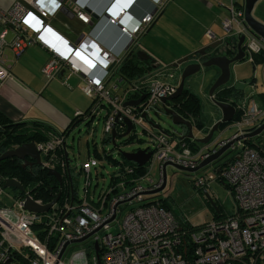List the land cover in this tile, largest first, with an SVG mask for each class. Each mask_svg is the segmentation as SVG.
<instances>
[{"label": "built area", "instance_id": "2783aa9c", "mask_svg": "<svg viewBox=\"0 0 264 264\" xmlns=\"http://www.w3.org/2000/svg\"><path fill=\"white\" fill-rule=\"evenodd\" d=\"M129 1L112 0L106 12L114 16L105 14L110 22L120 25L132 43L148 27L155 13L147 12L130 26L120 24V17L115 16L123 12ZM64 2L0 0V79L13 76L7 64L6 47L17 58L27 45L39 41L50 52L42 67L47 78L57 74L61 66L80 72L84 79L83 92L102 102L94 104L90 112L78 110L77 115L89 118L90 122L96 115L101 117L105 133H110L115 125L123 131L124 118L128 117L132 123L130 132L153 136L148 146L152 153L144 165L137 164L142 167L141 171L135 162L121 163L119 170L112 174V182L94 198L90 190L91 168L100 159L92 156L78 166L77 171L83 176L79 193L64 154L66 134L55 131L46 139L36 140L41 168H56L63 176L54 196L58 192L60 195L42 212L24 208L26 195L40 203L50 201L34 196L30 188L21 191L13 187L19 191V197L12 206L0 200V264H16L19 259L26 260L27 264H264V154L260 147L247 145L249 137L236 138L229 147L230 152L235 150L234 154L229 152L209 161L197 169L202 173L193 180L194 186L202 189L211 179L228 184L235 205L230 215L194 224L162 204L163 196L155 191L163 182L165 163L186 168L196 166L223 143L260 124L264 120V107L243 108L242 103L238 104L244 111L233 119L237 129L232 136L222 141L213 137L203 145L191 146L171 130L155 131L146 127L147 119L151 118L149 110L155 111L161 98L175 91L177 83L151 78L145 86L130 83L122 93L107 86L110 72L107 66L119 64L123 57L103 47L89 34L83 35L80 42H71L50 25L47 18ZM156 3L159 8L164 1L156 0ZM72 11L82 22H91L90 13L82 4L72 2ZM228 12L222 20L223 34L219 38L244 33L245 56L252 60L254 53L264 54V37L243 22L242 2L230 0ZM205 32L212 39L217 36L210 28ZM143 92L146 95L137 105L123 104ZM102 106L105 112L100 114ZM221 158L226 160L223 164H220ZM156 161L159 176L153 174ZM4 179L0 180V187ZM119 188L123 189L119 191ZM78 242L84 243V247L65 261L63 254L69 244Z\"/></svg>", "mask_w": 264, "mask_h": 264}, {"label": "crops", "instance_id": "0c3cea01", "mask_svg": "<svg viewBox=\"0 0 264 264\" xmlns=\"http://www.w3.org/2000/svg\"><path fill=\"white\" fill-rule=\"evenodd\" d=\"M74 1L85 6L86 10L90 13L91 22H82L74 15L72 11V2ZM163 1L162 6L158 8L156 0H131L126 2L124 11L120 12L119 15L120 17L126 11V15L122 17V23L130 26L147 12L155 13L146 31L140 36V44L144 42L142 43L143 46H141L149 52L153 50L152 40L155 38L158 41H155V43L167 46L166 50L171 52L163 58L175 61L188 52L197 49L202 41L206 42L207 39L209 41L212 40L210 37H206V40L194 38V36L201 37V35L195 34L193 29H191L194 24L190 22L189 14L199 16L203 23H205L206 27L201 30V34L207 28H211L216 33L217 36L214 40L219 39L223 34L219 20L221 16L226 14L230 0ZM238 2L242 1L239 0ZM110 3H112V0H65L62 7L47 18V22L71 42H80L83 35L89 34L103 47L117 56L123 57L129 45V38L121 30L120 25L108 20L105 13ZM173 28L175 29V34H178L180 38H173L175 42L172 43L168 40V37L162 36L160 29L172 35ZM183 28L192 32L193 38L190 43L183 41V38H187L181 33ZM147 35H150V37H147ZM146 38L149 39L145 41ZM172 45L175 48H172ZM5 52L7 54V64H9V69L13 76L0 79V113L7 118L8 122L18 123L27 121L30 123L32 120L42 121L51 126L48 131L52 134L55 132L53 127L57 130L65 128L76 116L78 110L87 111L89 109L91 97L86 95L82 90L84 79L80 72H75L61 66L58 73L53 75V77L47 78L45 76L42 67L49 59L50 52L39 41H34L27 45L17 58L13 57V52L9 47L5 48ZM154 52L155 54H159L156 51ZM111 72L110 76H108L109 78H106V83L109 87L115 88L120 93L123 90L118 88L122 86L118 84L120 77L118 75H113L112 77ZM145 74L146 71L134 78L137 80V84L140 79V81L143 80L145 82L143 85L148 83L152 75L145 76ZM188 89L193 91L190 88ZM82 119L86 120V118H80L76 120L74 125ZM233 121L223 126L221 131L231 123L235 126V132L237 126ZM200 122L201 124L197 127L201 134H195L196 136L206 133L210 127V125L205 126L201 119ZM215 137L221 138L220 136Z\"/></svg>", "mask_w": 264, "mask_h": 264}, {"label": "rangeland", "instance_id": "374dc122", "mask_svg": "<svg viewBox=\"0 0 264 264\" xmlns=\"http://www.w3.org/2000/svg\"><path fill=\"white\" fill-rule=\"evenodd\" d=\"M252 13L264 21V0H257L255 2ZM228 14L229 12L227 8L226 14L221 16L219 20L222 29V20ZM189 19L190 22H193L194 24V26L191 28L193 29V32L197 35H201V37L194 36V38H203L206 40L208 38L206 32L201 34V30L205 29L206 27L205 23H203V21L197 15L195 16L189 14ZM160 33L162 36L168 37V40H170L172 43L175 42L173 38H180L178 34H175L176 32L174 28L172 29V35H169V33L162 29H160ZM181 33L183 36L187 37L183 38V41L190 43L191 39L193 38L192 32L187 31L186 28H183ZM9 34H11V31ZM147 37H150V35H147ZM147 39L149 38H146L145 41ZM138 40L139 46H143L142 43L144 42L140 44L141 38ZM155 41L157 40L153 38V50H150V53L157 59L158 64L155 67H151L152 74L147 76L152 75V80L153 78H159L178 83L181 72L180 67L173 65L174 60L169 61L163 58L168 56L171 52L166 50L167 46L160 43H155ZM208 41V39L206 42L202 41L199 47ZM172 48L175 47L172 45ZM154 51L158 52L159 54H155ZM263 65L264 62L262 61H258L253 64L251 59L247 57L236 60L230 64V78L226 83L230 84L234 82L244 89L246 97L250 95L249 103L247 105L248 108L264 106L263 100H261L259 97V92L264 91ZM219 72V68L215 65L202 66L200 70L185 79V86L192 89L198 95L199 118L203 121L205 126H212V124L222 116L221 108L214 102L212 96L209 94L210 86L217 78ZM170 73H172L173 76H169ZM252 76L254 77L253 80H251ZM118 88L123 89L122 86H119ZM237 99L239 104L243 102L241 98ZM104 109V106L100 108V114L105 112ZM148 114L150 117H153L155 122H158L163 128L171 130L174 127L178 133H183L187 130L186 126L183 124L175 123L172 125L170 123V116L164 111L159 110L158 114H156L154 113V109H150ZM146 127L158 131V129L152 127L149 124H147ZM140 128L141 127L138 126L139 132ZM234 130L235 126L230 123L224 129H222V131H214L213 136H220L221 138L228 137L232 132H234ZM193 132L196 135L201 134L196 125L193 126ZM108 135H110V133H105L104 131L103 119L97 115L93 117L90 123H87V120L85 119L78 121V123H76L66 134V144L68 146L67 148L69 157L71 158V174L79 193L82 191L83 176L81 173H78L77 169L84 160L92 156L100 159V163L96 167L93 166L91 168L92 185L90 190L94 198L97 196L99 190H105L106 187L112 182V174L119 170L122 161L125 163L129 162L122 158L118 148L113 146L110 140L104 141ZM128 137L129 136L116 137V142L119 144V147L122 150H133L137 147H146L151 145L153 140L152 135L139 133L137 137H134L135 139H132V141L124 142ZM200 145L203 144L201 143ZM109 149L111 151L110 155L112 158L109 156V154H104L105 152H109ZM234 153L235 150L231 151L230 155ZM113 158L117 159L118 162L113 161ZM201 173V170L186 172L172 164H167L166 184L163 189L158 191L159 196H163L167 199L170 208L175 214L179 216H185L188 220H190L191 223L194 224L209 220L213 217V207L206 197L203 189L198 190L193 184L194 177ZM153 174L159 176L158 161H156L154 164ZM205 188L217 206L221 208L222 212H232L234 210L235 205L232 194L229 191V187L223 181L219 179H211ZM122 189L123 188H119V191ZM18 197L19 191L11 186L4 187V189L0 192V200L7 206H12L15 202V199ZM124 213L125 211H123L122 215L119 216L120 220L123 218ZM83 247L84 243L81 242L69 244L68 248L63 254L64 260L68 261L72 253H76Z\"/></svg>", "mask_w": 264, "mask_h": 264}, {"label": "water", "instance_id": "95a60500", "mask_svg": "<svg viewBox=\"0 0 264 264\" xmlns=\"http://www.w3.org/2000/svg\"><path fill=\"white\" fill-rule=\"evenodd\" d=\"M256 1L257 0H242V4L244 5L243 22L246 25H248V27L251 28V30L254 31L256 34L264 37V22L252 13V9L254 8V4ZM125 12L123 14L124 16L126 15ZM233 36H236L235 43L230 44L231 42L230 40H232V38L229 39L228 37L227 38L221 37L217 40L212 39L207 43L202 44L201 47L190 51L186 55L178 58L173 62L174 66L180 67L181 69L179 81L173 93L161 98L160 106L157 107L154 113L158 114L159 110L164 111L170 116L171 118L170 123L172 125L175 123L185 125L187 130L186 132L183 133L181 132L178 133L174 127L171 129V131L176 132L180 138L189 137L190 139L194 140L197 143H208L214 137L213 136L214 131L217 130L219 131L220 129L219 126L222 123H227L233 119L234 114L236 112V106L229 101L220 100L214 97V92L218 87L228 84L226 82L230 78V64L236 60H240L244 58L245 56V49H244L245 34L244 33L238 35L234 34ZM132 53H135L136 56L141 60H149L151 67H155L158 64L157 59L147 49L139 46V40L130 48L129 52L127 53V55L124 57L123 60L125 61L126 58L129 57V55H131ZM210 65L217 66L220 71L217 78L210 86L209 94L212 96L214 102L221 108L222 116L216 122H214L212 126L208 128V131L206 133H204L201 136H196L193 132V126H194L193 122L184 115H182L180 112H178L174 106L172 105L170 106L168 102L175 100L181 94L183 88L185 87L184 84L185 79L188 76L200 70L202 66H210ZM115 66L116 65L114 63H110L107 66V70L111 72ZM119 79H122V77H120ZM145 95L146 92H143L137 98H128L123 102V104L137 105L141 101V99L145 97ZM143 115H146V113H143ZM124 122L126 123V128L124 131L117 132L116 128L114 127L110 132L109 139L113 146L117 145L116 142L117 136L120 137L125 136L130 132L132 128V123L128 117L124 118ZM147 122L149 125H151L152 127L158 130H169L163 128L158 122H155L153 117L147 119ZM263 129H264V120L257 126H253L251 127V129L246 130L244 133H241L238 136L223 143L215 150V152H212L209 156L201 160L199 164H197L194 167L186 168L171 162L169 164H172L177 168L184 170L186 172L196 171L203 165L207 164L209 161L228 154L230 152L229 147L236 138L239 139V138L252 137L256 134H259ZM230 136H232V134H230L228 137ZM228 137L219 138V141L225 140ZM35 142L36 140H29L20 143H13L0 153V159L6 157H17L22 161L23 166L39 164L41 162V155ZM117 148L122 156H124L126 159L132 160L138 165H144V163L150 158L152 153L151 150L148 149V146L137 147L133 150H122L119 146ZM64 154L66 157V161L69 163L71 158L68 156L67 149L64 150ZM48 173L54 175L60 184L63 182V176L61 172L56 168L53 167L48 168ZM165 184H166V163L163 168V182L158 188H156L155 191H159L163 189ZM6 186L15 187L21 191L25 189L24 185L20 182V180L15 177H6L1 187L4 188ZM203 191L206 194V197L208 198L212 206L215 209H217L216 203L214 202L210 194L207 192L206 188H203ZM59 195L60 193L58 192L56 196H54L50 201L46 203L37 202L30 195H26L23 206L25 209L31 211L42 212L49 209L50 206L53 204V202L58 199ZM85 237L86 236H84L83 238ZM83 238H80L78 240H82ZM65 246L66 244H64L63 247L65 248Z\"/></svg>", "mask_w": 264, "mask_h": 264}, {"label": "trees", "instance_id": "16d2710c", "mask_svg": "<svg viewBox=\"0 0 264 264\" xmlns=\"http://www.w3.org/2000/svg\"><path fill=\"white\" fill-rule=\"evenodd\" d=\"M236 1L238 2V0ZM238 3H241V2H238ZM146 29L143 30L137 36V38H135L134 41H132V43L128 45V47L125 50L122 60L119 62V64H117L114 67V69H112V72H111L112 77L113 75L114 76L118 75L119 77H122V79H120V81L118 82V84H121L123 86L122 92L126 88L130 87L129 86L130 83L137 81L134 79L136 76L142 74L145 71L148 72L151 69L150 61L141 60L140 58L136 56L135 53H132L131 55H129V57H127L125 61L123 60L124 57L129 52L130 48L137 42L141 34L144 31H146ZM228 38L229 39L232 38V40H230L231 41L230 44L235 43L236 36H229ZM244 57L246 58V56ZM251 61L253 62V64H255L258 61L264 62L263 52L254 53ZM147 75L149 74H145V76ZM108 76H110V72ZM253 79L254 77L252 76L251 80ZM140 80L138 81V84L140 86H145L143 85L145 82H143V80L142 81ZM214 97L220 100L229 101L233 103L234 105H236V112L234 114L233 119L239 118L241 113L244 111L243 109H240L239 107H237V105L239 104L237 98H241V100H243L242 102L243 108L247 107L249 103V99H250V95L246 97L244 89L240 85L234 82L218 87L214 92ZM259 97L261 98V100H263V103H264V91L259 92ZM97 103H102V102L99 101L97 98L95 99L91 98V105L89 109L84 112H90V110L92 109V106ZM168 103L174 106L175 109L178 112H180L182 115L190 119L194 125L199 126L201 124L200 119H199V113H198L199 112L198 96L193 91L189 90L186 86L183 88L181 94L175 100L168 102ZM80 118H84V117L76 114V116L68 123V125L65 128L57 130L53 127V129L56 132H63L67 134L70 131L71 127L76 122V120ZM86 120H87V123H90L89 118H86ZM232 120H230L229 122H231ZM227 123H222L219 127H223ZM50 127L51 126L49 124L42 122V121H37V120H32L30 123H28L27 121L11 123V122H8L7 118L3 114L0 113V148L2 150H5L6 147L10 146L13 143H20V142L29 141V140L46 139L48 135L50 134L48 131ZM115 128L117 132H122L118 129L116 125H115ZM137 135L134 134L133 132H129L128 134L125 135L129 137L124 142L132 141V139H135L134 137H137ZM125 136H122V137H125ZM109 137L110 135H108V137L105 138L104 141L106 140L108 141ZM183 139H185L191 146H195L196 144H198L197 142L190 139L189 137H183ZM246 143L249 146L256 145L260 147L261 153L264 154V129L259 134H256L252 137L247 138ZM118 146L119 144L117 143L116 147ZM104 154L105 155L109 154V156L112 158V156L110 155L111 154L110 149H109V152H105ZM122 158L125 161H129L128 163L135 164L132 160L126 159L124 156H122ZM113 161L118 162L117 159L115 158H113ZM224 161L226 160L222 159L220 164H223ZM123 163L125 162L122 161V164ZM136 167L139 171H141L142 167L138 166L137 163H136ZM6 177H15L19 179L20 182L24 185V187H29L32 190V194L40 198L43 201L51 200L60 186L56 177L48 173V170L46 168H41V165L39 164L23 166L22 161L17 157H6L3 159H0V180H3ZM64 185L65 184L63 183L62 184L63 190H64ZM226 185L228 186V184ZM197 189L200 190L202 188L197 187ZM161 200H162V204H164L167 207H170L165 197H162ZM232 212H228V211L222 212L219 206H217V209L213 207V217L212 218H219L220 216H227V215H230V213ZM16 264H27V262L24 259H19L16 261Z\"/></svg>", "mask_w": 264, "mask_h": 264}, {"label": "clouds", "instance_id": "9594fccd", "mask_svg": "<svg viewBox=\"0 0 264 264\" xmlns=\"http://www.w3.org/2000/svg\"><path fill=\"white\" fill-rule=\"evenodd\" d=\"M106 14H107L108 16H111V17L114 16L113 13H110V12H108V11L106 12ZM115 17L119 18V15H116ZM120 19H121V23H120V24H123V23H122V17H121V16H120ZM129 42H130V41H129ZM129 44H130V43H129Z\"/></svg>", "mask_w": 264, "mask_h": 264}, {"label": "flooded vegetation", "instance_id": "af4514ba", "mask_svg": "<svg viewBox=\"0 0 264 264\" xmlns=\"http://www.w3.org/2000/svg\"><path fill=\"white\" fill-rule=\"evenodd\" d=\"M230 36H233V34L232 35H230ZM227 37H229V36H227ZM227 37H225V38H227ZM222 127H220V129H221ZM169 164V163H168ZM167 165V164H166Z\"/></svg>", "mask_w": 264, "mask_h": 264}, {"label": "bare ground", "instance_id": "6f19581e", "mask_svg": "<svg viewBox=\"0 0 264 264\" xmlns=\"http://www.w3.org/2000/svg\"><path fill=\"white\" fill-rule=\"evenodd\" d=\"M123 11H124V9H123ZM121 17H123V16L121 15Z\"/></svg>", "mask_w": 264, "mask_h": 264}]
</instances>
